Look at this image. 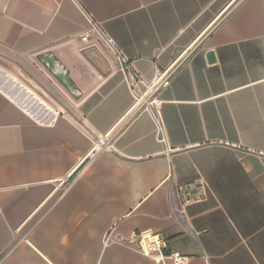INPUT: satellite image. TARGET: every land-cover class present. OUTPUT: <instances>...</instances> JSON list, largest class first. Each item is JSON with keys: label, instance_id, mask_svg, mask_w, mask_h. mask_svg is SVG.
<instances>
[{"label": "crops", "instance_id": "obj_1", "mask_svg": "<svg viewBox=\"0 0 264 264\" xmlns=\"http://www.w3.org/2000/svg\"><path fill=\"white\" fill-rule=\"evenodd\" d=\"M88 16L146 80L183 59L166 143ZM138 231L185 264H264V0H0V264H174Z\"/></svg>", "mask_w": 264, "mask_h": 264}, {"label": "built area", "instance_id": "obj_2", "mask_svg": "<svg viewBox=\"0 0 264 264\" xmlns=\"http://www.w3.org/2000/svg\"><path fill=\"white\" fill-rule=\"evenodd\" d=\"M94 31L97 33L103 43L115 54L119 55L120 70L123 72L128 89L133 99V112L144 111L148 113L154 124V135L157 141L166 143V128L162 119L161 105L163 100L158 97L161 89L167 87L171 81L172 76L181 64L183 59L173 61L166 68H156L154 75L150 80L141 77L128 64L127 59L120 55V50L115 44L114 40L105 32L101 24L88 16ZM87 37L83 36L82 40ZM203 196V191L196 193L185 192L184 202L190 203L196 201ZM109 233L103 240V244L113 241ZM126 244L131 248L141 252L143 255L153 257L158 262L171 260L174 264H185L188 257L177 252H166L167 243L159 233H152L148 231H138L130 233Z\"/></svg>", "mask_w": 264, "mask_h": 264}, {"label": "water", "instance_id": "obj_3", "mask_svg": "<svg viewBox=\"0 0 264 264\" xmlns=\"http://www.w3.org/2000/svg\"><path fill=\"white\" fill-rule=\"evenodd\" d=\"M214 60V56H213V53H210L209 54V61H213ZM50 69L57 75V77L59 79H61L64 83H66V79H65V76H64V72L62 71V69L57 66L53 61L48 64Z\"/></svg>", "mask_w": 264, "mask_h": 264}, {"label": "rangeland", "instance_id": "obj_4", "mask_svg": "<svg viewBox=\"0 0 264 264\" xmlns=\"http://www.w3.org/2000/svg\"><path fill=\"white\" fill-rule=\"evenodd\" d=\"M5 88H6V86H5ZM7 88H9V87H7ZM7 90H10V89H7ZM12 93L17 94V91L12 90ZM17 96H18L17 98L23 99L21 96H19V94Z\"/></svg>", "mask_w": 264, "mask_h": 264}]
</instances>
